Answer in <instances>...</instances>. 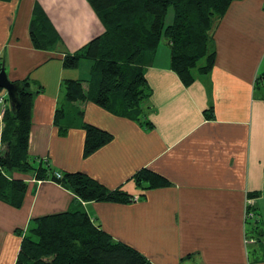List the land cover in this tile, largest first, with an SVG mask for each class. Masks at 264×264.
Here are the masks:
<instances>
[{
    "label": "crops",
    "instance_id": "crops-1",
    "mask_svg": "<svg viewBox=\"0 0 264 264\" xmlns=\"http://www.w3.org/2000/svg\"><path fill=\"white\" fill-rule=\"evenodd\" d=\"M36 5L61 36L49 50L31 41ZM103 32L88 0H0V62L11 81L28 79L34 93L30 157L136 196L126 203L82 201L54 179L15 173L28 185L20 207L0 200V264H16L34 219L72 209L87 212L153 264H264V82L257 83L264 71V0L231 3L213 31V69L197 68L190 84L171 68L170 44L161 42L145 63L151 128L92 100L66 99V81L90 79L92 62L66 68L64 57ZM59 107L65 117L57 124ZM2 117L0 111V153ZM84 123L113 135L88 156ZM142 168L171 185L139 197L143 191L132 177ZM249 200L256 222L245 220Z\"/></svg>",
    "mask_w": 264,
    "mask_h": 264
},
{
    "label": "trees",
    "instance_id": "trees-1",
    "mask_svg": "<svg viewBox=\"0 0 264 264\" xmlns=\"http://www.w3.org/2000/svg\"><path fill=\"white\" fill-rule=\"evenodd\" d=\"M235 0H88L104 26V32L94 37L80 50L67 54L66 68H78L83 61L92 62L91 77L69 79L65 83L69 103L88 100L115 113L139 120L147 128L145 103L149 86L145 63L155 54L162 41L171 47V68L185 84L195 80V69L209 73L216 61L213 31ZM173 10L167 23L169 10ZM33 46L41 50L54 48L61 36L40 5H36L30 25ZM205 58L206 63L197 64ZM3 63L0 62V68ZM20 104L12 110L7 104L3 113L0 153V200L20 207L27 191V182L15 173L29 174L36 179H54L72 190L82 201L131 202L136 196L121 187L109 189L90 175L76 171L56 172L46 161L30 157L29 138L32 125L34 93L30 81H20ZM264 82V71L257 83ZM6 91L0 88V95ZM210 116H214L213 107ZM82 110L79 113L82 114ZM65 117L59 107L55 122ZM86 132L84 155L88 156L112 140L113 135L98 126L84 123ZM61 132L66 129L60 125ZM132 179L143 191L171 185L161 174L142 168ZM253 195V194H252ZM251 195V196H252ZM252 198V197H251ZM254 222L258 220L256 208ZM256 228L252 229L254 233ZM16 264H153L133 246L115 240L96 225L87 212L72 209L45 215L33 220L23 236Z\"/></svg>",
    "mask_w": 264,
    "mask_h": 264
},
{
    "label": "water",
    "instance_id": "water-1",
    "mask_svg": "<svg viewBox=\"0 0 264 264\" xmlns=\"http://www.w3.org/2000/svg\"><path fill=\"white\" fill-rule=\"evenodd\" d=\"M24 87L25 86L22 82H14L9 79L4 65L0 68V88H3L6 91L10 107L14 111L19 107V93Z\"/></svg>",
    "mask_w": 264,
    "mask_h": 264
},
{
    "label": "built area",
    "instance_id": "built-area-1",
    "mask_svg": "<svg viewBox=\"0 0 264 264\" xmlns=\"http://www.w3.org/2000/svg\"><path fill=\"white\" fill-rule=\"evenodd\" d=\"M9 103L8 101V96L7 93L5 92L4 94L0 95V106H1V113H4L7 104ZM57 177H61V172H56ZM254 204L252 202V200H249L248 203L246 204V208H245V220H251L253 221L255 219V212L251 209H249V207H253Z\"/></svg>",
    "mask_w": 264,
    "mask_h": 264
},
{
    "label": "rangeland",
    "instance_id": "rangeland-1",
    "mask_svg": "<svg viewBox=\"0 0 264 264\" xmlns=\"http://www.w3.org/2000/svg\"><path fill=\"white\" fill-rule=\"evenodd\" d=\"M172 16H173V10L170 9V10H169V14H168V16H167V23L171 21ZM83 62L86 63V61H83ZM205 63H206L205 58H202V59L199 60V62H198V64H197V67H200V66L204 65ZM195 70H196V69H195ZM8 105H9V103H8ZM9 106H10V105H9ZM0 111H1V106H0Z\"/></svg>",
    "mask_w": 264,
    "mask_h": 264
}]
</instances>
